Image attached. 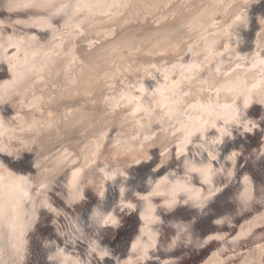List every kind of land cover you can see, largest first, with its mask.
<instances>
[{
  "label": "bare ground",
  "instance_id": "1",
  "mask_svg": "<svg viewBox=\"0 0 264 264\" xmlns=\"http://www.w3.org/2000/svg\"><path fill=\"white\" fill-rule=\"evenodd\" d=\"M260 1L57 0L68 14L50 17L43 7H18L28 0H0L17 10L13 22L38 13L36 31L0 32V63L9 67L0 73V150L26 160L14 167L0 158V264L24 263L30 228L57 215L59 197L71 202L98 184L80 167L112 177L141 165L162 170L151 195L131 204L143 218L136 259L155 239L159 208L200 205L232 179L246 142L234 141L233 129L261 126L247 114L252 105L264 117V12L247 51L238 29ZM1 15L0 26L10 13ZM242 84L247 95H237ZM109 126L116 135L108 139ZM262 134L259 149L251 146L259 156ZM248 169L236 196L251 214L216 235L202 264H264V178Z\"/></svg>",
  "mask_w": 264,
  "mask_h": 264
},
{
  "label": "water",
  "instance_id": "2",
  "mask_svg": "<svg viewBox=\"0 0 264 264\" xmlns=\"http://www.w3.org/2000/svg\"><path fill=\"white\" fill-rule=\"evenodd\" d=\"M16 11H9L0 5L1 13H10L9 20L0 26V32L11 34L14 29L18 32L36 31L33 21L37 19L38 13H27L30 14L27 19L29 22L22 24L13 22ZM250 11V22L238 26L243 52L250 48L258 26L257 13L264 12V0L251 6ZM0 19L6 20L2 15ZM13 49L14 47L8 48L5 56L10 55ZM4 51L3 48L1 52ZM0 66V73L9 71L8 64L4 61ZM0 106L2 108L3 104L0 103ZM2 112L8 115L11 111L7 107ZM247 114L260 120L261 126L242 133L233 129L234 141L246 142L242 146L232 179L221 183L219 190L200 205L178 203L170 208H159L158 220L149 228L155 232V239H148L147 247L142 251L143 258H134L138 253L134 251L133 243L142 232L143 218L140 205L131 204L137 198L144 197L142 200H145L151 195L153 183L156 182L155 176L161 174L162 170H153L152 165H141L136 169H128L127 174L118 172L112 177L109 173L104 174V167L90 165L80 167L81 176L92 170L98 178V184L86 187L71 202L58 198V205L53 206L57 215L43 216L40 222L30 228L23 264H62V254L72 255L79 264H202L210 259L216 235L229 232L251 214L248 209L240 212L242 206L236 196L242 172L250 168L256 173L257 179L264 178V153L259 156L251 151V146L259 149L264 132V117L257 105L250 106ZM107 129L111 132L108 139L116 135L114 127L109 126ZM0 158L6 159L14 167L26 163L23 158L1 150ZM174 171L181 174L182 167H177ZM217 218H223L226 224H214L213 221ZM238 249L239 247L232 248V252L237 254ZM228 263H232V260Z\"/></svg>",
  "mask_w": 264,
  "mask_h": 264
},
{
  "label": "clouds",
  "instance_id": "3",
  "mask_svg": "<svg viewBox=\"0 0 264 264\" xmlns=\"http://www.w3.org/2000/svg\"><path fill=\"white\" fill-rule=\"evenodd\" d=\"M20 9L25 8H33V7H43L45 9L49 10L50 17H56L60 15L61 13H64L65 15L68 14L69 10V4L64 3L60 6H57V0H28V2H22L18 5ZM14 9L9 8V11H12ZM240 21V18L237 17V22ZM247 95L248 94V88L246 85H241L239 92L237 95L240 94ZM214 224L218 226H223L226 224V221L223 218H217L214 221Z\"/></svg>",
  "mask_w": 264,
  "mask_h": 264
},
{
  "label": "snow or ice",
  "instance_id": "4",
  "mask_svg": "<svg viewBox=\"0 0 264 264\" xmlns=\"http://www.w3.org/2000/svg\"><path fill=\"white\" fill-rule=\"evenodd\" d=\"M194 172H203L204 171V169H196V168H194V169H192Z\"/></svg>",
  "mask_w": 264,
  "mask_h": 264
}]
</instances>
